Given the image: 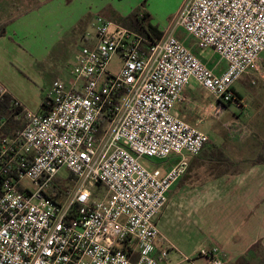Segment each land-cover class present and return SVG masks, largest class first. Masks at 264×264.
Listing matches in <instances>:
<instances>
[{"label": "built area", "instance_id": "built-area-1", "mask_svg": "<svg viewBox=\"0 0 264 264\" xmlns=\"http://www.w3.org/2000/svg\"><path fill=\"white\" fill-rule=\"evenodd\" d=\"M90 29L68 80L46 92V114L12 100L26 125L14 137L0 138V264L166 261L170 245L156 217L187 173V156L200 155L210 142L173 109L191 80L217 100L211 115L238 105L234 83L261 69L264 0H186L147 51L139 34L100 15ZM179 29L198 49L214 51L226 70L217 75L208 68L177 37ZM114 58L120 60L116 73L109 70ZM7 95L0 83V101ZM143 159L171 164L150 170ZM64 169L74 185L57 196ZM200 255L206 264H228L219 247Z\"/></svg>", "mask_w": 264, "mask_h": 264}, {"label": "crops", "instance_id": "crops-1", "mask_svg": "<svg viewBox=\"0 0 264 264\" xmlns=\"http://www.w3.org/2000/svg\"><path fill=\"white\" fill-rule=\"evenodd\" d=\"M141 1L0 0V14L10 10L17 13L6 17L9 23L5 35L0 36V81H8L11 63H15L29 76L43 81L45 89L41 90L37 108L28 105L16 88L6 86L11 98L19 100L26 109L41 113L43 95L55 81L68 80L67 67L73 53L76 55L84 42L88 45L82 35L89 31L96 16L92 10L119 25V19L127 17ZM180 1L176 15L186 0ZM175 18L152 16L151 24L165 33ZM176 34L217 75L226 70V62H220L214 51L198 49L182 29ZM48 75L50 82L43 79ZM233 92L238 101V105L233 104L238 108L236 112H229L228 106L216 117L211 112L217 107V100L191 80L183 99L173 109L180 119L197 128L204 127L207 119L226 113H231L232 118L223 126L224 131H218V140L213 141L204 132L210 139L207 149L198 156H187V173L170 191L167 205L156 217L160 234L170 245L168 259L161 264H191L187 259L206 264L207 258L200 251L212 247L225 253L228 264H239L238 260L257 242L262 241L264 246V165L241 170L244 163L262 153L264 146V54L261 69L235 82ZM172 162L176 159L172 158ZM170 164L158 166L168 169ZM163 245L162 241L158 244L159 248ZM130 246L135 262L137 247ZM172 252L177 256H171Z\"/></svg>", "mask_w": 264, "mask_h": 264}, {"label": "trees", "instance_id": "trees-1", "mask_svg": "<svg viewBox=\"0 0 264 264\" xmlns=\"http://www.w3.org/2000/svg\"><path fill=\"white\" fill-rule=\"evenodd\" d=\"M146 3L147 1L135 8L127 17L119 19L120 26L136 32L144 39L141 50L145 51L159 42L164 35L163 32L159 31L157 27L151 24L152 16L145 11ZM7 25L8 23L0 26V36L5 35ZM79 29H81V26H79ZM82 36L85 38L84 34ZM12 100L11 96L7 95L0 101V138L14 137L20 133L26 125L22 117L18 118L22 110L15 108L12 104ZM48 103L47 98L44 97L41 113L46 114L49 111ZM256 165H264V146L262 153L256 159L244 163L241 170ZM73 185L74 177L71 174H69L65 180H56V195L68 194L73 188ZM238 263L264 264V246L262 241L257 242L246 255L238 260Z\"/></svg>", "mask_w": 264, "mask_h": 264}, {"label": "rangeland", "instance_id": "rangeland-1", "mask_svg": "<svg viewBox=\"0 0 264 264\" xmlns=\"http://www.w3.org/2000/svg\"><path fill=\"white\" fill-rule=\"evenodd\" d=\"M9 1L11 2L12 0H9ZM24 1H26V0H24ZM146 1H147L146 9L156 19L158 17H161V16H163L164 19H166V17H170V16H171V19L175 18L177 16L176 14L178 11L176 7L182 2L180 0H142L141 4H143ZM119 5H120V1H119ZM13 12H15V11L10 10L9 12H5L3 14H0V22H1L0 26L3 24L9 23V20L6 17L10 16ZM92 12L95 15H99V13L96 11L92 10ZM15 14H17V13H13V15H15ZM114 24H117V23H114ZM89 32H92V30L89 29ZM84 45H86L85 42H84L83 46ZM2 54H4V50L2 51ZM74 55H75V53H73L72 58L68 63V64H70L69 67L72 65V63L74 61V57H75ZM69 67H67V69ZM119 67H120V60L118 58H114L110 63L109 70L111 72L116 73L118 71ZM50 78H51V76H49V75L43 77L44 80L47 79V82H50ZM0 82L2 83V81H0ZM7 82H9L10 84ZM2 84L5 87L8 86L9 88H11V86H12L13 88H16L18 90V92H20V96L22 97V99L26 100L28 105L29 104L32 105V108H37L39 106L40 99L42 97L41 90L44 89L43 81H40L38 79H34L33 77L29 76L23 69H21L15 63H11L10 77H9L8 81H6V83H2ZM44 96L45 95H43V97ZM232 105H229L230 106L229 112L234 113V112H236V109H238V108L236 105H233V106ZM231 113H226L219 118H209L206 120L205 126L200 127L198 129L202 132H205L206 134H209V136L212 138L213 141L218 140L220 137V134L218 133V131H224L223 126H225V124H227L228 120H230L232 118ZM207 147H208V145H207ZM207 147L205 148V150L207 149ZM159 163H160V161H150L148 159L142 160V164L150 170L157 167ZM68 175L69 174L65 169L62 170L60 173V176H62V178H67ZM23 185L25 187H27L28 189H34V185L28 179L23 180ZM180 246L183 250V246L182 245H180ZM171 256H177V254L175 252H172Z\"/></svg>", "mask_w": 264, "mask_h": 264}]
</instances>
